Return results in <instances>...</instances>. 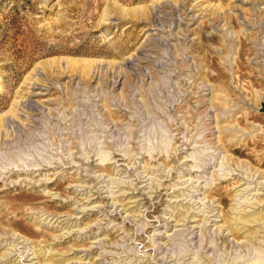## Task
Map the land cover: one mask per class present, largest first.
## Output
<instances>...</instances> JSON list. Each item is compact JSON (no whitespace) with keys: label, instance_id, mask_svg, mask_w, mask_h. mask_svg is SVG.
<instances>
[{"label":"rangeland","instance_id":"obj_1","mask_svg":"<svg viewBox=\"0 0 264 264\" xmlns=\"http://www.w3.org/2000/svg\"><path fill=\"white\" fill-rule=\"evenodd\" d=\"M0 264H264V0H0Z\"/></svg>","mask_w":264,"mask_h":264}]
</instances>
